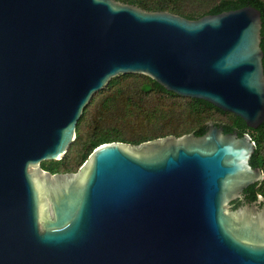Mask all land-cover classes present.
I'll return each mask as SVG.
<instances>
[{"label": "water", "instance_id": "95a60500", "mask_svg": "<svg viewBox=\"0 0 264 264\" xmlns=\"http://www.w3.org/2000/svg\"><path fill=\"white\" fill-rule=\"evenodd\" d=\"M259 10L189 20L116 0H0V264H264L248 134L103 144L50 174L122 75L264 124Z\"/></svg>", "mask_w": 264, "mask_h": 264}, {"label": "trees", "instance_id": "16d2710c", "mask_svg": "<svg viewBox=\"0 0 264 264\" xmlns=\"http://www.w3.org/2000/svg\"><path fill=\"white\" fill-rule=\"evenodd\" d=\"M116 1L134 5L144 11L168 12L189 20L252 6L261 13V49L264 54V0ZM214 114L228 118V122L217 124L237 129L251 137L255 143V152L250 165L264 173V124L256 130L248 129L240 118L205 101L183 98L166 91L155 81L141 75L116 77L98 92L84 109L76 126L75 141L63 159L43 162L41 168L50 174L76 173L93 150L103 144L121 142L137 146L168 136H202ZM75 150L82 151L76 170L71 168L69 162ZM254 193L264 199V180L256 185Z\"/></svg>", "mask_w": 264, "mask_h": 264}, {"label": "rangeland", "instance_id": "374dc122", "mask_svg": "<svg viewBox=\"0 0 264 264\" xmlns=\"http://www.w3.org/2000/svg\"><path fill=\"white\" fill-rule=\"evenodd\" d=\"M212 118L213 119H212L211 123L212 122H214V123H226V122H228V118L227 117H220L219 115H216V114H214L212 116ZM262 152H263V155H264V148H263ZM81 153H82L81 150H75V151L72 152V154L70 156V160H69L72 169L76 170V167L79 165V162H80V159H81Z\"/></svg>", "mask_w": 264, "mask_h": 264}]
</instances>
